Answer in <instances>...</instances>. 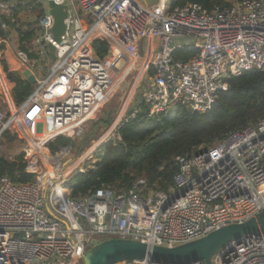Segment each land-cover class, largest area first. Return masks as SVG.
<instances>
[{
    "label": "built area",
    "instance_id": "1",
    "mask_svg": "<svg viewBox=\"0 0 264 264\" xmlns=\"http://www.w3.org/2000/svg\"><path fill=\"white\" fill-rule=\"evenodd\" d=\"M54 1L67 6L60 42L54 40L48 0H0V17L13 24L31 22L20 20L19 6L40 11L28 53H17L23 68L36 76L33 92L20 105L5 96L7 110L0 108V135L17 122L28 132L34 155L26 171L36 176L32 182L0 179V264H83L90 247L110 238L173 247L263 213L264 118L213 145L199 146L191 155L176 156L174 184L146 195L105 187L74 198L67 181L94 167V149L83 158L90 165L80 162L70 172L63 154L44 149L59 135H83L111 92L120 62L130 64L151 40L145 71L153 70V75L139 90L137 104L145 103L150 117L177 106L200 113L211 110L219 93L228 89L229 77L264 69V0H241L211 10L195 2L167 5V0L156 7L145 5L146 0ZM2 27L8 32L11 25L4 19ZM98 39L108 44L103 57L94 49ZM50 43L56 46L55 60ZM178 50L194 54L182 59L175 55ZM33 52L36 58L29 57ZM40 59L45 62L41 68ZM48 61L53 64L48 66ZM137 104L123 121L139 113ZM121 124L105 142L122 140ZM212 262L264 264V234L230 242Z\"/></svg>",
    "mask_w": 264,
    "mask_h": 264
},
{
    "label": "trees",
    "instance_id": "2",
    "mask_svg": "<svg viewBox=\"0 0 264 264\" xmlns=\"http://www.w3.org/2000/svg\"><path fill=\"white\" fill-rule=\"evenodd\" d=\"M241 0H171L172 6H182L190 2L201 4L211 10L216 5L230 6ZM24 9L17 7L16 12ZM20 13V12H19ZM37 15L40 11H36ZM19 36L20 50L28 53L30 41L33 38L34 22L13 24L4 18ZM0 17V39L8 37V32L2 27L4 21ZM5 48L0 44V51ZM98 56L107 53L108 44L98 39L94 42ZM194 54L191 50H178L176 57L188 59ZM1 65L8 79L14 82L12 97L15 102L22 104L33 92L34 86L24 79L20 72L12 71L0 53ZM30 58L37 55L29 53ZM153 75V70L150 72ZM228 89L221 91L211 110L200 113L183 106L162 112L156 116H148L145 103H138L139 113L129 121H123L119 129L122 140L104 142L96 150L97 161L94 167L86 172H78L67 181L72 188L74 198H82L93 194L101 188H111L116 192L135 189L142 195L149 191H167L174 184V176L179 170L176 161L178 155H191L199 146L213 145L230 132L241 130L248 125L264 118V69H251L227 79ZM111 111L113 112L114 108ZM111 114L101 117L97 128H104L112 122ZM78 137L59 135L46 145L49 153L64 155L65 164L70 165L71 158L85 145L84 136ZM16 136L6 130L0 139ZM78 152V153H79ZM26 152L18 154L14 160L0 155V179L9 177L14 182H32L35 175L26 171ZM71 171V169H70ZM139 180L144 184L139 185Z\"/></svg>",
    "mask_w": 264,
    "mask_h": 264
},
{
    "label": "water",
    "instance_id": "3",
    "mask_svg": "<svg viewBox=\"0 0 264 264\" xmlns=\"http://www.w3.org/2000/svg\"><path fill=\"white\" fill-rule=\"evenodd\" d=\"M48 2L55 18L54 40L60 42L66 30L67 6L57 4L54 0ZM48 48L50 57L55 60V44L50 43ZM22 77L33 86L36 84L37 79L31 69L26 68L22 72ZM261 234H264V212L256 218L230 224L213 230L202 238L173 247L151 245L133 239H105L85 252L83 264H118L130 260H149L164 264H192L204 261L213 264V257L230 242L239 241L242 236Z\"/></svg>",
    "mask_w": 264,
    "mask_h": 264
},
{
    "label": "rangeland",
    "instance_id": "4",
    "mask_svg": "<svg viewBox=\"0 0 264 264\" xmlns=\"http://www.w3.org/2000/svg\"><path fill=\"white\" fill-rule=\"evenodd\" d=\"M227 1H233V0H227ZM163 5V0H146L145 5H150L152 7H156L157 4ZM171 4V0H167V5ZM172 5V4H171ZM29 11V10H27ZM25 12V21L29 19H33V16L30 14V12ZM20 20H23V17L20 18ZM11 38H12V47L13 52L15 54L16 50L19 48L18 43V37L15 35L13 31L10 32ZM1 60V56H0ZM48 66H51L53 64V61H48ZM120 67L123 66V62H120ZM45 64L43 59L38 60V67L41 68ZM50 64V65H49ZM23 67V66H22ZM21 68L18 72L22 75ZM127 74L123 78L119 80V82L113 86L111 92L109 93L107 99L104 101V103L100 106V108L97 110V112L94 114V116L90 119L87 133L84 136L85 145L81 149V152H77V154L72 156V162L70 163L69 167L74 166L76 162L80 163L82 162L83 166L90 165V160H82L83 156L85 155V152H87L89 149H98V146L100 147L104 142L105 138L109 135L111 130L114 128L115 125L122 123V121L126 118L128 113L132 110V108L137 104V98L139 90L143 85L147 83V76L144 77L141 81H137L136 77L139 74V69L134 70H128ZM48 70L45 69V73L47 74ZM6 73V72H5ZM45 74V75H46ZM3 76V77H2ZM2 76L0 74V81L7 82V74L2 73ZM118 81V76H117ZM8 84V83H7ZM9 87L11 88L12 85ZM8 87V88H9ZM10 90V89H9ZM14 100V99H13ZM15 101V100H14ZM0 108L6 109L3 103V95H0ZM114 108L113 112L111 111ZM172 110V109H171ZM123 112V113H122ZM107 114H111L112 116V122L107 125L104 128H97L96 122L101 117H107ZM9 132L11 135H15L16 137L14 139L10 137H4L0 139V155L7 157L8 159L14 160L15 157L20 154L21 152H26V160L27 162L33 157L32 150L29 146V143L27 141L28 132L20 126V124L17 122V124H13L11 128L9 129ZM1 136V135H0ZM99 144H98V143ZM44 148V147H43ZM96 150L93 152V156L97 161ZM44 151L48 152L46 149ZM91 152V151H90ZM68 167V168H69ZM75 167L71 169L74 170ZM68 171V170H67ZM70 172V171H69Z\"/></svg>",
    "mask_w": 264,
    "mask_h": 264
},
{
    "label": "crops",
    "instance_id": "5",
    "mask_svg": "<svg viewBox=\"0 0 264 264\" xmlns=\"http://www.w3.org/2000/svg\"><path fill=\"white\" fill-rule=\"evenodd\" d=\"M159 5V3L157 4V6ZM27 11V9H22L21 11H19L20 12V14H21V18L23 17V20H26L25 19V12ZM36 11H38V10H35V11H33V12H31V11H27V12H30V14L33 16V19H29V20H27V21H34L35 19H36V17H37V13H36ZM11 31H13L14 33H15V35L18 37V43H19V36H18V33L16 32V30L13 28V27H11L10 28V30L8 31V40H5V38H2V39H0V44L1 43H3L4 45H5V48L2 50V51H0V53L2 52L3 53V57L5 58V60H6V62H7V64H8V67L10 68V70H12V71H19L21 68H23L22 67V64H21V62H20V60H19V58H18V55H17V53L19 52V50H20V48H18L17 50H16V52H15V54H14V52H13V47H12V38H11V35H10V32ZM151 44H153L152 43V40H151V42L149 41V43H148V45H147V42H145V44H144V46H142L141 48H140V51H139V54H138V57L137 58H135L134 60H132V62L130 63V64H126V63H124L123 65V68L122 67H120V69L122 68V71H121V73H120V75L118 76V81H117V83L119 82V80L121 79V78H123L124 76H125V74H127V72H129L128 70H134V69H139V74L137 75V77H136V79H137V81H141L142 79H144V77H146L147 76V83H151V77L149 76V74H151L150 72H151V70L150 71H148V72H146L145 70H146V65H147V62H148V60H149V58L151 57V55H152V46L153 45H151ZM145 45H147V46H145ZM137 60V61H136ZM141 61L140 63H138V64H136L135 66H136V68H134V64L136 63V62H138V61ZM25 70V68H23L21 71L23 72ZM4 72V74H6L5 73V71H4V69H3V66L1 65V62H0V74H1V76H2V73ZM3 77V76H2ZM7 77V76H6ZM7 82L5 81V82H3L2 83V81H0V95H3V98L6 96V97H10L12 100H13V97H12V89H13V87H14V82H11L8 78H7ZM8 83V84H7ZM9 83H11L10 85H12L11 86V88L9 87ZM6 88V90H5V92H6V94L4 93V91H3V88ZM9 87V88H8ZM10 89V90H9ZM110 90H112V88L110 89ZM14 101V100H13ZM15 102V101H14ZM16 103V102H15ZM17 104V103H16ZM89 124V123H88ZM42 134H40V136H41ZM98 143V142H97ZM99 147V146H98ZM96 149L94 148V151H95ZM76 164H78V162L76 163ZM75 166H77V165H75Z\"/></svg>",
    "mask_w": 264,
    "mask_h": 264
},
{
    "label": "bare ground",
    "instance_id": "6",
    "mask_svg": "<svg viewBox=\"0 0 264 264\" xmlns=\"http://www.w3.org/2000/svg\"><path fill=\"white\" fill-rule=\"evenodd\" d=\"M165 3V0H163V4ZM163 6V5H162ZM121 64V63H120ZM124 66V65H123ZM123 66H122V68H123ZM122 68H121V70L118 72V74H117V76H119L120 75V73H121V71H122ZM117 76H116V78H115V82H114V85L116 84V82H117ZM113 85V86H114ZM113 86H112V88H113ZM123 113V112H122ZM28 137V136H27ZM99 144V143H98ZM93 149H89L87 152H85V155L83 156V158H85L88 154H90V151H92ZM83 158H82V160H83ZM77 163V162H76ZM74 164V166H72V167H69L68 168V172L70 171V169H72L73 167H76L75 165H78V164Z\"/></svg>",
    "mask_w": 264,
    "mask_h": 264
}]
</instances>
